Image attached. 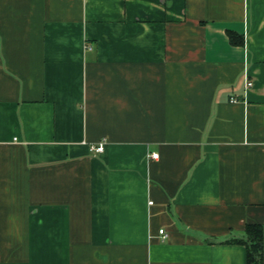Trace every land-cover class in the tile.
Masks as SVG:
<instances>
[{
  "label": "crops",
  "instance_id": "crops-1",
  "mask_svg": "<svg viewBox=\"0 0 264 264\" xmlns=\"http://www.w3.org/2000/svg\"><path fill=\"white\" fill-rule=\"evenodd\" d=\"M250 222L264 0H0V264H247Z\"/></svg>",
  "mask_w": 264,
  "mask_h": 264
},
{
  "label": "trees",
  "instance_id": "trees-1",
  "mask_svg": "<svg viewBox=\"0 0 264 264\" xmlns=\"http://www.w3.org/2000/svg\"><path fill=\"white\" fill-rule=\"evenodd\" d=\"M230 39L235 44H244V36L229 31ZM225 242L241 243L247 247V264H264V228L261 223L250 222L245 227L244 235L231 234Z\"/></svg>",
  "mask_w": 264,
  "mask_h": 264
},
{
  "label": "built area",
  "instance_id": "built-area-1",
  "mask_svg": "<svg viewBox=\"0 0 264 264\" xmlns=\"http://www.w3.org/2000/svg\"><path fill=\"white\" fill-rule=\"evenodd\" d=\"M252 85H253V80H251V79L249 78V76H247V77H246V88H249V87H251ZM232 100L236 101V100H238V99L235 98V97H232ZM91 149L94 150V151H96V152H103L104 149H105V142H104V141H101V142H99V143L92 144V145H91ZM151 155H152L153 157H158V153H152ZM160 234H161V237H162L163 239H165V238L168 237V232H167L164 228L160 229Z\"/></svg>",
  "mask_w": 264,
  "mask_h": 264
}]
</instances>
